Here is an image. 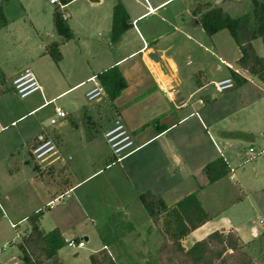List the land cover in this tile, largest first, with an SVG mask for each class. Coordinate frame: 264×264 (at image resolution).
<instances>
[{
    "label": "rangeland",
    "instance_id": "obj_1",
    "mask_svg": "<svg viewBox=\"0 0 264 264\" xmlns=\"http://www.w3.org/2000/svg\"><path fill=\"white\" fill-rule=\"evenodd\" d=\"M205 1L196 9L205 10L217 3L216 7L233 17L249 12L251 2ZM71 3L62 10L57 4L49 3V0H0L5 19V27L0 28V67L4 70L15 68L19 73L25 68L33 72L37 69L42 80L50 86L49 91L43 92L45 99L72 84V78H64L59 63L45 53L41 44H45L47 36L39 37L38 30L42 33L46 29L52 30L54 9L68 13L74 11L80 2ZM71 20L69 16L66 18L69 25ZM194 38L197 42L201 38L202 44L208 48L216 46L232 66L240 68L236 61L240 51L228 30L222 29L212 36V43L201 30L194 33ZM74 43L69 41L67 46L62 47L66 55L61 62V65H68L73 71L75 66L68 49L72 52ZM252 43L258 57L264 61V37L256 38ZM189 45L194 48L188 68L199 61L200 68L210 77L228 72L223 62L209 52L202 51L203 45L200 48L192 43ZM99 47V53H102L103 45ZM95 55L94 59L98 57ZM182 59L186 61V57ZM185 68L188 69L187 66ZM49 72L51 78H48ZM246 76L245 82L236 85L237 77ZM183 78L179 73L181 86L185 82ZM232 78L235 83L232 89L217 92L213 86H209L204 91V103L180 111V114L192 111V116L178 129L190 126L201 134L207 149L213 150L212 142L206 138L210 137L224 155H229L233 177L230 178L231 172H228L218 183H209L196 189V193L212 215L211 225L236 227L244 251L253 263L264 264V154L258 153L264 150V83L246 70L235 73ZM11 82L8 78L0 80V264H25L19 259L17 245L28 228L26 218L38 210H42L39 218L42 230L60 226L65 236L84 242L82 247L65 244L55 255L40 264H90L89 254L97 249H105L115 264H161L157 257L162 239L159 229L141 206L139 194L135 195L121 176L118 165L124 162L105 168L108 157L112 159V155L102 132L92 141L84 142L86 148L78 146V150L71 148L61 154L50 153L42 160H35L30 155L31 140L35 135H53L58 132L61 120L50 123L55 106L65 114L62 121L69 123L70 118L75 121L77 108L89 102L83 91L92 83L68 90L50 104L26 113L27 106L38 105L44 100L39 92L20 98ZM184 96H187V90H184ZM204 116H209L215 122L214 129L205 121L207 127L201 132L195 119ZM218 132L226 135L228 146L218 143ZM236 143L239 146L233 148ZM250 146L256 150L255 155L245 154ZM98 169H101L99 173L87 178L93 170ZM69 185H75L71 193L57 198L51 205L46 203ZM84 236L88 237L87 241H84ZM192 240L190 235L182 245L187 248Z\"/></svg>",
    "mask_w": 264,
    "mask_h": 264
},
{
    "label": "crops",
    "instance_id": "obj_2",
    "mask_svg": "<svg viewBox=\"0 0 264 264\" xmlns=\"http://www.w3.org/2000/svg\"><path fill=\"white\" fill-rule=\"evenodd\" d=\"M59 1L63 5L62 10L67 9L72 4L71 2H80L74 11L70 10L68 13L62 11L66 18L69 16L72 19L70 25L67 23L73 33L72 38L62 40L55 32L53 16L55 12H59L56 9L52 12V30L46 29L43 33L38 30V35L39 37L42 35L47 36L45 44H41L45 53H48L47 49L50 44H57L61 55L58 61L60 72L64 78L71 76L72 84L55 95L49 94L50 96L45 99L43 92L49 91L50 86L46 84L48 82L42 80L37 69L35 72L31 70L42 88L40 94L44 101L38 105L27 106L26 113H31L50 104L68 90L78 89L92 83L84 89L83 95L85 96V93L93 87L90 77L95 76L96 78L97 73L112 66L118 67L126 81V87L113 101H109L106 96H103L96 101L82 104L77 108L75 121L70 118L69 123H66L62 121L63 118H60L61 126H59L58 132L53 135L38 133L32 138L30 148L35 144L39 135L53 141L55 153L57 152V154H61L64 150H71V148L78 150V146L86 148L87 145L84 142L92 141L100 132L104 137L107 128L111 124L113 125L115 119H119L132 135L134 150L125 156L121 160L124 163L118 166L120 167L121 176L126 179L129 188L135 195L150 191L159 195L168 206L173 205L188 194L195 193L197 196L196 189L209 184L207 177L202 172L203 167L217 158H222L226 162L229 172H231L230 178L233 177L229 165V155H224L223 150L214 141H211L210 137L206 138L212 142V151L205 147L200 137L201 134L196 133L190 126L186 125L184 128L182 126V129H178L181 124L188 120V117L192 116V111L188 114H180V111L191 105L204 103L206 99L204 91L209 86H213L214 81L224 77L232 78L231 71L238 74L245 71L239 64L240 57L236 60L240 67L238 69L224 58L223 52L216 46L208 48L206 44H202L201 38H198V42L195 40V32L200 30L204 32L200 23V14L203 10H198L196 7L207 1ZM116 3L122 4L126 10L129 26L122 32L116 42H112L110 40L112 9ZM172 3H174L173 6L165 9ZM214 4L218 6L217 3ZM189 17L197 19L200 28H188L186 18ZM4 27L5 25L0 28ZM219 31L212 35L204 33L212 43V36H215ZM69 41H75L73 51L71 52L68 49L75 71L71 70L68 65H61L66 55L62 47L67 46ZM189 43L198 46V48L203 45L202 51L204 53L209 52L223 62L228 72L225 75L210 77L207 72L200 68L201 63L199 61L198 64L188 68L191 65L194 48ZM100 45H103L102 53H99ZM90 47L92 48L89 49ZM95 52H98L97 55H95ZM149 53H154L157 56L158 63L149 58ZM94 55L98 57L94 59ZM182 57H186L185 62H183ZM217 68L220 67L217 66ZM18 73L19 71L15 68L4 70L0 67V80L8 78L12 81ZM179 73L185 79L182 86L178 79ZM50 76H52L51 73L48 78H51ZM244 78L247 80V76ZM184 90H187V96H184ZM56 108L58 107L55 106L54 108V117ZM23 115H20L18 119ZM88 119L91 121L89 122L91 127ZM205 121L213 129L216 127L215 122L209 116L197 117L195 122L198 127L200 126L201 132L202 129L207 127ZM202 134L205 136L204 133ZM217 134L219 135L218 143L222 142L224 147L228 146L226 135L222 132ZM238 146L239 144L236 143L233 148ZM111 160V157H108L105 168H110L115 164H110ZM51 168H53L52 165ZM100 171L101 169L93 170L87 178L96 175ZM223 177L212 183H218ZM75 185L66 186L55 198L46 203L51 205L57 198H62L64 194L71 193ZM198 199L210 215V219L190 232L182 240V243L187 242L188 237L191 235L193 237V240L190 241L191 245L194 241L215 230H234L239 236L236 227L211 225L212 215L206 210L203 200L199 197ZM53 228H57L65 240L73 239L65 236V231L60 226ZM83 239L87 241L88 237L84 236ZM10 264H13V262Z\"/></svg>",
    "mask_w": 264,
    "mask_h": 264
},
{
    "label": "trees",
    "instance_id": "obj_3",
    "mask_svg": "<svg viewBox=\"0 0 264 264\" xmlns=\"http://www.w3.org/2000/svg\"><path fill=\"white\" fill-rule=\"evenodd\" d=\"M200 23L207 35L222 29L228 30L240 51V66L264 83V61L258 57L252 43L254 39L264 37V0H251L249 12L234 17L216 6H208L200 14ZM53 24L62 40L72 38L73 33L62 13H54ZM4 25V15L0 9V27ZM128 26L126 10L122 4L116 3L112 9L110 40L116 42ZM47 52L55 62L60 60L57 44H50ZM231 75H235V72L231 71ZM96 78L109 101L118 97L126 87V81L117 66L97 73ZM235 80L236 85H240L246 79L237 77ZM202 172L208 182L212 183L226 176L229 167L222 158H217L207 163ZM138 199L152 223L159 229L162 239L157 257L161 264H254L234 230H215L187 248L182 245V240L190 232L210 219L195 193L182 197L171 206L150 191L140 193ZM41 216L42 210H38L27 217L28 228L17 245L19 259L25 264H40L66 244L57 228L44 231L39 227ZM89 263L115 264L105 249L91 253Z\"/></svg>",
    "mask_w": 264,
    "mask_h": 264
},
{
    "label": "built area",
    "instance_id": "obj_4",
    "mask_svg": "<svg viewBox=\"0 0 264 264\" xmlns=\"http://www.w3.org/2000/svg\"><path fill=\"white\" fill-rule=\"evenodd\" d=\"M49 2L57 4L60 8L63 7L59 0H49ZM62 16L66 19V15L62 14ZM90 80L93 82V87L85 93V97L87 101H96L104 96V91L95 76L90 77ZM11 83L13 90L20 98H25L35 92L40 93L42 91L34 73L29 68H25L22 72L17 74L12 79ZM213 86L217 92H223L232 89L235 86V83L231 77H224L214 81ZM64 117V112L61 109L56 108L55 117L50 119V123L54 124L58 119ZM104 138L111 150L112 160L110 164L120 162L125 156L134 150L132 135L119 119H115L113 125L104 132ZM50 153H55V145L53 141L43 135H39L35 144L30 148V155L35 160H42ZM258 153L264 154V150L259 151ZM246 154L255 155L256 150L250 146L248 147ZM65 243L69 247H82L84 245L83 240L75 241L74 239H67L65 240Z\"/></svg>",
    "mask_w": 264,
    "mask_h": 264
},
{
    "label": "water",
    "instance_id": "obj_5",
    "mask_svg": "<svg viewBox=\"0 0 264 264\" xmlns=\"http://www.w3.org/2000/svg\"><path fill=\"white\" fill-rule=\"evenodd\" d=\"M186 26L190 29H197L200 28V23L195 18H186ZM149 58L152 59L154 62L158 63V58L154 53H149ZM162 69V67L160 66Z\"/></svg>",
    "mask_w": 264,
    "mask_h": 264
}]
</instances>
